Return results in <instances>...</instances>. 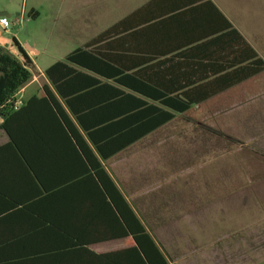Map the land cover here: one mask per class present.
<instances>
[{"label":"crops","instance_id":"0c3cea01","mask_svg":"<svg viewBox=\"0 0 264 264\" xmlns=\"http://www.w3.org/2000/svg\"><path fill=\"white\" fill-rule=\"evenodd\" d=\"M29 9L33 18L45 15L48 33L60 46V56L50 65L65 61L75 49L69 48L71 43L84 47L109 29L93 51L146 88L221 89L186 112H174L169 122L102 159L66 98L45 76L47 67L37 68L25 50L33 65L32 78L15 94L14 109L0 117V264H113L116 257L102 255L134 245L131 236L118 229L117 207L124 210V205L116 195L101 191L91 169L92 157L74 135L83 138L146 228L142 207L136 204L146 197L133 190L132 162L163 153L166 130L204 120L191 112L215 98L235 107L238 121L264 120V70L250 74L249 65L252 52L264 62V0H35ZM0 46L18 57L16 49ZM69 65L100 80L71 103L87 124L117 119L113 101L105 111L100 109L102 96L114 94V89H101V84L160 106L113 79ZM174 120L177 128L171 125ZM148 166L140 174L148 177ZM154 170H159L157 165Z\"/></svg>","mask_w":264,"mask_h":264},{"label":"rangeland","instance_id":"374dc122","mask_svg":"<svg viewBox=\"0 0 264 264\" xmlns=\"http://www.w3.org/2000/svg\"><path fill=\"white\" fill-rule=\"evenodd\" d=\"M34 1L0 0L13 23L0 43L14 51L15 37L46 68L60 46L45 15L29 16ZM191 113L204 120L166 130L163 153L132 162L142 220L171 264H264V120L238 121L221 98Z\"/></svg>","mask_w":264,"mask_h":264},{"label":"trees","instance_id":"16d2710c","mask_svg":"<svg viewBox=\"0 0 264 264\" xmlns=\"http://www.w3.org/2000/svg\"><path fill=\"white\" fill-rule=\"evenodd\" d=\"M108 34L109 29H106L88 41L84 47H78L69 52L65 57V61H57L44 71L45 76L55 86L58 94L66 98L67 104L76 115L78 122L86 130L88 139L102 159L113 156L152 130L169 122L174 117V112H186L193 103L200 102L220 92L221 89L212 91H199L196 89L156 91L146 88L134 75L122 73L120 69L111 66L106 58L93 51V45L100 44L108 37ZM12 43L18 57L0 46L1 118L7 117L14 109L15 94L32 78L33 65L29 56L15 37L12 38ZM252 53L251 58L253 59L249 61L251 66L250 74H255L264 70V62L257 58L254 52ZM69 63L78 65L105 78L113 79L116 83L126 86L146 98L157 101L160 106L148 104L145 100L124 93L120 89L101 84L99 86L101 89L110 87V89H114V94L102 96L101 102L103 105H101L100 109L105 111L108 107V102L113 101L118 107L115 115L117 119L108 121L106 118L95 122L94 125L87 124L83 117L84 115H80L79 111L71 103L75 100L78 101L83 91L87 92L90 89H94L93 86L100 83V80L76 70ZM67 86H73V88L66 91L65 87ZM3 126L4 124H2V128ZM72 129L74 128L72 127ZM74 136H76L78 145L86 149V151L88 150V155L92 157V160H90L91 169L100 184L101 191L108 195H116L117 201L123 203L124 210H121L119 206L117 207L121 216V224H119L118 229L125 230L126 235L131 236L134 243L129 248L103 254L102 257H116L113 264H169L152 236L124 201L120 190L97 157L91 152L83 138L78 134ZM111 201L115 203L114 200Z\"/></svg>","mask_w":264,"mask_h":264},{"label":"built area","instance_id":"2783aa9c","mask_svg":"<svg viewBox=\"0 0 264 264\" xmlns=\"http://www.w3.org/2000/svg\"><path fill=\"white\" fill-rule=\"evenodd\" d=\"M12 25L13 23L8 20L7 15H0V30H7L11 28Z\"/></svg>","mask_w":264,"mask_h":264},{"label":"water","instance_id":"95a60500","mask_svg":"<svg viewBox=\"0 0 264 264\" xmlns=\"http://www.w3.org/2000/svg\"><path fill=\"white\" fill-rule=\"evenodd\" d=\"M1 15H7L8 16V14L6 12H2Z\"/></svg>","mask_w":264,"mask_h":264}]
</instances>
